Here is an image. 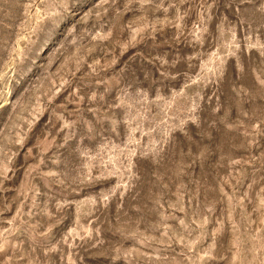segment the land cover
Listing matches in <instances>:
<instances>
[{"label":"rangeland","instance_id":"1","mask_svg":"<svg viewBox=\"0 0 264 264\" xmlns=\"http://www.w3.org/2000/svg\"><path fill=\"white\" fill-rule=\"evenodd\" d=\"M0 264H264V0H0Z\"/></svg>","mask_w":264,"mask_h":264}]
</instances>
